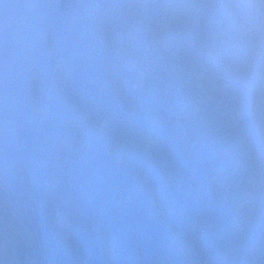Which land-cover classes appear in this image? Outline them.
Returning <instances> with one entry per match:
<instances>
[{
    "label": "rangeland",
    "instance_id": "obj_1",
    "mask_svg": "<svg viewBox=\"0 0 264 264\" xmlns=\"http://www.w3.org/2000/svg\"><path fill=\"white\" fill-rule=\"evenodd\" d=\"M18 0H15L17 2ZM100 5L110 8L108 11V16L111 23H115V26L109 25V28L107 30L108 35H114L115 34V40L122 45V47H126L129 44H136L133 42L131 37L137 38L140 40V37L144 30V23L141 19L140 13H135L134 11H129L130 7H120L116 6V0H95ZM163 2V0H161ZM33 3V6L31 5V12L36 14L38 18L42 19L44 21V13H46L50 9L49 0H31L30 3ZM122 2V1H121ZM16 6V5H15ZM154 7H161L158 4H154ZM113 9V10H112ZM176 9V8H175ZM87 10L89 12L90 18L96 21L98 18V21L96 24H98L101 21V15L102 10L100 7L96 5H91L87 7ZM17 11V9H16ZM73 16L76 15L75 10L70 11ZM248 15L249 12L247 11ZM172 14L179 15L180 12L177 10H172ZM173 22L178 25L176 20L173 18ZM234 26H237V23L234 21L229 22V27L234 28ZM129 31V32H127ZM62 32L65 33L64 35V43H69L73 40L74 34H75V28L74 25L67 19L63 22V28ZM114 32V34H113ZM125 32L127 36L123 38H118L117 34ZM29 39L30 42L33 43V47L29 46L28 49L31 51H35L37 55H39L42 58H46V55L44 53V49L41 43V40L39 39V36L37 33L31 32L29 30ZM21 34V33H20ZM22 42L25 44L26 48V42L25 39L22 38ZM165 45V44H164ZM59 48V46H58ZM165 51V50H164ZM169 52V51H168ZM0 55L3 56L9 65L8 72L10 73L11 80L4 79V86L5 87L10 86L13 88H16L18 86L19 82V74L16 70L15 66L13 65L7 46L5 44V41L0 33ZM176 55V54H175ZM78 60V66L74 69L70 63V58L67 57L69 68H70V74L73 78V81L75 82L76 87H78L81 91V94L73 93L70 97H74V100L72 102H61V98L58 97L55 93H52L50 97H48V93L46 91V100L45 103L42 104L43 111L45 113H51L53 114L51 116V119L49 120V126L51 124H56V126L48 127L47 129L43 128V125H41L38 120H35L33 124H38L39 130H44L46 133H50L51 136L46 135L44 133L42 136L45 138L46 142H48L50 145L53 143L57 144V147L59 149H63L64 147L69 148L74 154H79V156H82L80 153L79 147H84V143H86L87 140H90L92 138L91 133L93 132L91 129H87L85 125H93L94 123H99L100 116H98L97 109L93 107V104L96 103L98 107L102 110L103 113V119L101 123L102 130L104 128H108L109 126H120L124 120L120 118L118 114H116L113 111L112 108V101H110L109 98H107L105 94V88L101 85L99 82L97 76L93 72V69H90V65L87 63L84 54L79 51L76 55ZM173 64H177L176 56L172 57ZM133 61L126 63L129 67L128 70H126L124 73L129 77V80L125 82V85L128 88H133L134 90H137L141 94H144V99L142 105L145 107H150V105H156L159 103L164 102V90L162 87H154L151 82L148 81L147 76L145 79H142L139 77L140 73V66L136 65L134 68L130 67ZM158 60L155 62L157 63ZM172 64V60L169 58H166L162 64L160 63L159 66L161 70H164L167 74L170 70ZM184 67V65H179V67ZM177 67V68H179ZM113 73H115L113 71ZM133 79V80H131ZM132 81V82H130ZM158 89L156 98H152L150 95H146V93L149 92L151 89ZM95 98H97L99 101H95ZM6 98H3V101H6ZM55 103H54V102ZM51 102V104H47ZM62 107H60L59 105ZM138 105V104H136ZM139 106V105H138ZM188 110H191L190 106H185ZM62 109H65L62 111ZM112 113V115H106V112ZM0 125L8 127V133L9 138L13 136V133L15 132V125L12 124L3 114L0 115ZM87 133L85 136H81L80 134H83L84 132ZM100 140L99 149L100 151L95 148L94 150V156L93 160L96 163H102L105 166L113 167L116 164V159L114 156L110 155L107 151V149H110L107 147V143L102 138ZM12 142L11 140L9 141ZM90 143H95V140H91ZM3 140L0 136V151L3 148ZM86 145L89 146V143ZM14 154V153H12ZM132 164H128V167L131 168ZM63 164L54 163L53 167L56 168V170H60ZM128 167L123 168V174L128 178H133L135 181V173L130 174V169ZM10 168V167H9ZM67 169L74 170L73 167H67ZM17 171V170H16ZM78 174H82L80 170H76ZM145 173V172H143ZM85 179H88L90 190H92L96 195L100 202V206L105 211V213L108 210L114 211L115 208L118 206V202L122 204V208L124 210H127L128 207H126V203L129 201H133L134 207H140V202L136 203L137 201L133 198V189H126L122 190L116 187L113 184V178L111 176H101L97 173H93L92 175H89V173H84L82 175ZM143 180L146 182H149L148 174L145 173V176H142V173L140 175ZM13 187L17 190H23V179H17L16 183L13 184ZM48 190V189H47ZM57 193V194H56ZM139 195H141V190L139 192ZM105 196H108L109 199L106 200ZM47 198L55 199L58 201V203H61L63 208L68 207H78L82 210H87L89 208L88 204L80 197V193H77L69 188H59V189H53L47 191ZM127 199V200H124ZM33 201V198L31 199ZM49 206H52V204L48 205L47 213L51 214L52 217V208ZM61 215V214H60ZM64 218V216H61ZM90 222V221H89ZM90 235V233H89ZM80 239H84L85 236L83 233L79 234Z\"/></svg>",
    "mask_w": 264,
    "mask_h": 264
},
{
    "label": "clouds",
    "instance_id": "obj_2",
    "mask_svg": "<svg viewBox=\"0 0 264 264\" xmlns=\"http://www.w3.org/2000/svg\"><path fill=\"white\" fill-rule=\"evenodd\" d=\"M161 0H152V3H160ZM165 6L168 7H184L187 8L189 6H199L200 4H216L217 6L222 7H232V8H244L247 10L255 11L259 20L257 22V27L262 33V44H264V0H163ZM116 6L120 7H136V3L133 0H117ZM7 7V5H5ZM5 26H3L4 28ZM6 78V68L4 64L3 57L0 56V101L3 100V86L4 79ZM0 115H2V111H0ZM8 241L2 234H0V250L4 253L5 264L7 261V253H8Z\"/></svg>",
    "mask_w": 264,
    "mask_h": 264
},
{
    "label": "bare ground",
    "instance_id": "obj_3",
    "mask_svg": "<svg viewBox=\"0 0 264 264\" xmlns=\"http://www.w3.org/2000/svg\"><path fill=\"white\" fill-rule=\"evenodd\" d=\"M201 16V15H200ZM182 41H177V42H173V41H169L168 44H165V46L161 47L160 50H169L170 48H172L173 46L176 47H180L182 45ZM176 56L175 54H171V57ZM185 67H179L178 70L180 69H184ZM206 85H204L205 89L201 90L200 89V85H194V86H190V87H183L182 88V92L183 95L187 96V102L189 104H192V102L194 101V98L192 96H196V97H203L202 102L198 105L195 106L194 110L197 111L201 108H203L205 106L206 103H208L210 101V98L212 96H216L217 94H219V91L217 92H213L211 95H207V92L209 89L210 84L206 83ZM180 94V93H178ZM182 99V98H181ZM179 99V100H181ZM212 115L211 114H207L205 115L204 118L208 119L211 118ZM219 125V122L214 123L213 125H211L209 128L207 129H202V132L207 134V136L210 135L211 131L217 126ZM231 127V126H230ZM214 131V130H213ZM234 125H232V128H226L223 129V135L221 138L218 139V141L225 147V148H230L231 150L235 151L238 150L240 148H243L246 152L252 153L250 147L245 144L242 140V138H234ZM31 159V157H30ZM41 179V178H39ZM46 185L41 184L42 189L45 187Z\"/></svg>",
    "mask_w": 264,
    "mask_h": 264
},
{
    "label": "trees",
    "instance_id": "obj_4",
    "mask_svg": "<svg viewBox=\"0 0 264 264\" xmlns=\"http://www.w3.org/2000/svg\"><path fill=\"white\" fill-rule=\"evenodd\" d=\"M49 36V34L47 33L46 37Z\"/></svg>",
    "mask_w": 264,
    "mask_h": 264
}]
</instances>
